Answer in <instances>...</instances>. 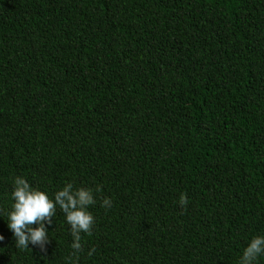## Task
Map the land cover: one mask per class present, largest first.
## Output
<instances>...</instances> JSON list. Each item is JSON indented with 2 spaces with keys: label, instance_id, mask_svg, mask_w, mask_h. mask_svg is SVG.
Instances as JSON below:
<instances>
[{
  "label": "trees",
  "instance_id": "16d2710c",
  "mask_svg": "<svg viewBox=\"0 0 264 264\" xmlns=\"http://www.w3.org/2000/svg\"><path fill=\"white\" fill-rule=\"evenodd\" d=\"M15 175L99 189L78 264H236L264 233V0H0V212ZM67 228L19 250L0 218V264H68Z\"/></svg>",
  "mask_w": 264,
  "mask_h": 264
},
{
  "label": "clouds",
  "instance_id": "9594fccd",
  "mask_svg": "<svg viewBox=\"0 0 264 264\" xmlns=\"http://www.w3.org/2000/svg\"><path fill=\"white\" fill-rule=\"evenodd\" d=\"M98 192L99 189L92 186L65 182L50 193L33 186L23 175H15L11 179V203L0 212V218L5 220L11 232L15 249L26 250L31 245L43 253L49 243L47 225L52 223L59 210L71 236L68 264H78L80 254L85 251L82 236L91 234L94 225L90 209L97 203ZM99 203L105 209L112 207V199L108 196L101 198ZM177 203L184 209L188 203L186 194L180 193ZM3 239L0 235V241ZM91 254L92 250L88 249L87 255ZM261 256H264V233H257L247 239L236 264H258Z\"/></svg>",
  "mask_w": 264,
  "mask_h": 264
}]
</instances>
